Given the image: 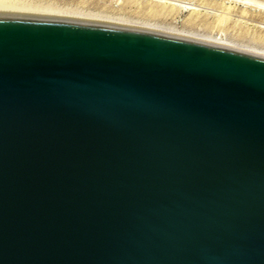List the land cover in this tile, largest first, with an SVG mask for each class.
<instances>
[{"label":"water","instance_id":"95a60500","mask_svg":"<svg viewBox=\"0 0 264 264\" xmlns=\"http://www.w3.org/2000/svg\"><path fill=\"white\" fill-rule=\"evenodd\" d=\"M0 264H264V53L0 8Z\"/></svg>","mask_w":264,"mask_h":264},{"label":"rangeland","instance_id":"374dc122","mask_svg":"<svg viewBox=\"0 0 264 264\" xmlns=\"http://www.w3.org/2000/svg\"><path fill=\"white\" fill-rule=\"evenodd\" d=\"M22 1H29L28 4L42 3L41 5L44 7L51 5V8H60L61 13L74 12V15H86L85 17L91 18L95 16L100 19L104 17V20L142 25V27L146 26L210 41L211 38L221 37L223 41H226V44L244 49L249 45L252 47L249 50L264 53V38H262L264 37V0H40L41 3L38 0L36 2L34 0ZM153 4L163 6L162 11H165L163 10L165 7H171L174 12L160 11L159 14L148 15L144 8L146 5ZM224 6L225 8L229 7V10L227 8L226 10L230 14L228 12V14H224L226 12ZM224 10L225 12H223ZM194 13L197 16L192 21ZM244 21L247 25L244 24ZM254 48L256 49L254 50ZM258 48L260 50H257Z\"/></svg>","mask_w":264,"mask_h":264},{"label":"bare ground","instance_id":"6f19581e","mask_svg":"<svg viewBox=\"0 0 264 264\" xmlns=\"http://www.w3.org/2000/svg\"><path fill=\"white\" fill-rule=\"evenodd\" d=\"M35 2L37 1V0H34ZM38 1H40V0H38ZM154 1H156V0H154ZM29 2V1H28ZM28 2H23L22 0H0V8H5V9H16V10H28V11H39V12H49V13H58V14H65L64 12H62L61 13V9L60 8H54V7H50V6H46V7H44V6H42L41 4V1H40V3L41 4H39V3H35V4H28ZM43 2V1H42ZM158 2V1H157ZM30 3H31V1H30ZM33 3V2H32ZM152 3V2H151ZM159 3H160V1H159ZM140 4V3H139ZM138 4V5H139ZM150 4V3H149ZM171 4H173V3H171ZM202 4V3H201ZM137 5V6H138ZM141 5H142V2H141ZM53 6V5H52ZM57 6V5H56ZM214 6H215V4H214ZM223 6V5H222ZM162 7L163 6H156L155 4H153V5H146L145 6V8H144V10L146 11V13L148 14V15H154V14H156V13H158V12H168L169 13V11H173V9L171 8V7H165L163 10H165V11H162ZM219 7H220V5H219ZM137 8V7H136ZM221 8H223V7H221ZM224 8H225V6H224ZM226 8H227V6H226ZM226 8H225V10H226ZM229 8V7H228ZM227 8V10H229ZM60 10V11H59ZM62 10H63V8H62ZM195 10V9H194ZM219 10H221V9H219ZM225 10L223 11V12H225ZM226 10V12L224 13V14H226L227 12L229 13V11H227ZM230 10H231V8H230ZM59 11V12H58ZM218 11V10H217ZM72 12V11H71ZM174 12V11H173ZM241 12H242V10H241ZM244 12V11H243ZM74 12H72V13H70V12H68V13H66L67 15L69 14H72V15H74L73 14ZM172 13V12H171ZM204 13V12H203ZM227 13V14H228ZM245 13V12H244ZM159 14V13H158ZM196 14H198V13H196ZM230 14V13H229ZM243 14V13H242ZM246 14H247V11H246ZM76 16H79L78 14H75ZM84 15V14H83ZM244 15V14H243ZM86 16V15H85ZM84 16V17H85ZM99 16V15H98ZM197 15H195V13L193 14V17H192V21H193V19H194V17H196ZM203 16V15H202ZM205 16V15H204ZM229 16V15H228ZM235 16V15H234ZM250 16H251V14H250ZM260 16V15H259ZM93 17V16H92ZM95 17V16H94ZM93 17V18H94ZM224 17V16H223ZM95 18H99V17H95ZM104 18V17H103ZM102 18V19H103ZM202 18V17H201ZM100 19V18H99ZM224 19V18H223ZM227 19V18H226ZM248 19V18H247ZM250 20H252V19H250ZM249 20V21H250ZM198 21V20H197ZM225 21V20H224ZM200 22V21H199ZM202 22V21H201ZM258 22V21H257ZM256 22V23H257ZM261 22V21H260ZM260 22H259V24H260ZM244 24H246L245 23V21H244ZM247 25V24H246ZM255 25H257V24H255ZM254 25V26H255ZM142 26V25H141ZM144 26V25H143ZM253 26V25H252ZM144 27H146V26H144ZM171 30V29H170ZM182 33V32H181ZM187 33V32H186ZM263 35V34H262ZM262 37V36H261ZM262 38H264V37H262ZM212 40L211 41H214V42H218V43H224V44H226L225 42L226 41H223L222 39H221V37H219V38H211ZM262 40V39H261ZM260 40V41H261ZM230 43V42H229ZM228 44V43H227ZM230 45V44H229ZM239 46H243V45H239ZM247 48L246 49H252V47H249V45L248 46H246ZM256 48H254V50H255ZM257 50H260L259 48L257 49ZM262 50V49H261ZM256 52H259V51H256ZM260 53H263V52H260Z\"/></svg>","mask_w":264,"mask_h":264}]
</instances>
